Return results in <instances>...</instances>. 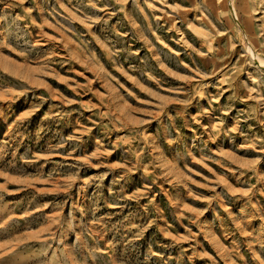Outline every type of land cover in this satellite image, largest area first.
<instances>
[{
	"label": "rangeland",
	"instance_id": "obj_1",
	"mask_svg": "<svg viewBox=\"0 0 264 264\" xmlns=\"http://www.w3.org/2000/svg\"><path fill=\"white\" fill-rule=\"evenodd\" d=\"M0 264H264V0H0Z\"/></svg>",
	"mask_w": 264,
	"mask_h": 264
}]
</instances>
